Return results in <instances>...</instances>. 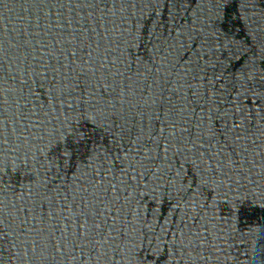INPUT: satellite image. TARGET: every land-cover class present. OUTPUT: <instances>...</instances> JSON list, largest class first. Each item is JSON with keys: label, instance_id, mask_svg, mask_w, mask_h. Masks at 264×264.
Listing matches in <instances>:
<instances>
[{"label": "water", "instance_id": "water-1", "mask_svg": "<svg viewBox=\"0 0 264 264\" xmlns=\"http://www.w3.org/2000/svg\"><path fill=\"white\" fill-rule=\"evenodd\" d=\"M0 264H264V0H0Z\"/></svg>", "mask_w": 264, "mask_h": 264}]
</instances>
